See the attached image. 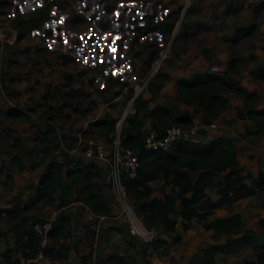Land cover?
<instances>
[{
  "label": "rangeland",
  "instance_id": "374dc122",
  "mask_svg": "<svg viewBox=\"0 0 264 264\" xmlns=\"http://www.w3.org/2000/svg\"><path fill=\"white\" fill-rule=\"evenodd\" d=\"M156 60L159 65L150 72ZM230 60L235 70L228 67ZM263 63L264 0H0V204L8 206L14 195L29 205L24 212L29 221L46 216L53 204L35 198L45 163L57 160L70 167L89 159L98 170L92 180L99 193L103 187L111 212L118 211L106 183V167L82 149L108 144L126 124L135 99L146 102L139 114L155 103L186 109L196 132L187 131L183 137L201 139L214 125L202 127L199 95L219 92L226 97L210 118L216 126L259 101L253 95L243 104L240 95L215 81L199 83L184 96L177 91V80L223 72L255 86L248 71ZM111 117L114 126L109 132L96 122ZM143 124L144 132L151 128L149 117ZM228 135L238 141L243 137L239 131ZM261 135L264 129L253 142ZM160 181L152 182L156 189L151 195L168 192L175 204L176 190L164 182L160 191ZM127 202L154 237V227L140 219L139 201L127 196ZM120 217L123 235L138 250L145 242L135 230L139 235L129 232L127 217ZM11 233L3 214L0 251L10 244L6 235ZM199 245L188 252L181 242L175 246L189 253L191 264ZM156 252L173 262L167 247ZM234 254L236 259L231 257L227 264H240L245 256L241 251Z\"/></svg>",
  "mask_w": 264,
  "mask_h": 264
},
{
  "label": "trees",
  "instance_id": "16d2710c",
  "mask_svg": "<svg viewBox=\"0 0 264 264\" xmlns=\"http://www.w3.org/2000/svg\"><path fill=\"white\" fill-rule=\"evenodd\" d=\"M232 61L228 62V67L235 70ZM248 74L254 78L263 77L264 63L250 69ZM211 81L219 82L240 95L243 104L254 95L237 79L223 72L199 73L190 78L181 77L177 80L176 88L180 94L186 96L195 85L211 83ZM198 97L201 104L202 123H209L210 118L226 101V97L219 92H212L206 98L203 95ZM141 105L146 106V102L140 99L134 100V110L126 117V124L119 131V142L121 146L130 148L137 158L135 174L132 177H122V184L126 195L139 201L140 219L146 226L154 227L157 231L156 235L152 236L147 243L152 249L162 246L164 239L159 233L171 231L175 226L176 219L169 214L173 210L174 195L162 189L166 182L171 186V189L176 190L178 215L181 218L183 229H187L190 219L194 218L203 228H211L213 234H225L224 239L209 241L201 247L195 257L197 264H213L217 253H235L244 248L258 251L259 257L254 261V264H264V244L255 241V232L252 229L240 226L238 213L206 220L207 215L215 207L237 203L242 197L252 194L255 187H264V174L259 171L249 183L244 181L245 175L240 173V167L235 158L234 139L229 135L215 136L206 142L179 137L165 149L144 147L145 132L142 126L146 117H149L151 128L159 132L163 127L175 123L190 125L191 116L186 109L170 108L161 103H155L151 108L139 114ZM245 113L255 125L250 129L245 128L244 134L256 135L263 131L264 107H250L245 110ZM96 122L102 124L108 132L114 126L113 117L108 120L100 119ZM217 172H223L220 179L214 178ZM97 175L96 165L89 159L84 162H76L70 167H64V164L57 160H49L39 175L35 186V198L45 197L46 203H52L54 208H58L71 200L72 196L66 195L65 192L75 188L77 195L72 199H81L87 204L94 217L92 221L96 222L98 215L111 213L110 205L99 193L98 184L92 180V177ZM159 176L163 181L158 189L163 192L158 197L151 195L153 189L150 182ZM63 177L67 183H63ZM206 188H211L217 194L215 200L206 195ZM56 190L59 191V199L54 203L53 193ZM28 206L21 204L14 195L10 198L8 206H0V216L5 215L6 220L10 223V229L14 233L12 246L6 245L0 251V259L3 264L16 262L17 257H12L13 252H20L25 256L34 254L38 249H41L44 254H48L50 251V247H40V234L32 228L33 223L42 221L43 217H33L29 221L24 213ZM68 219L65 214L55 216L50 221L46 237L54 240L56 236L64 233ZM258 225L264 232V215L258 218ZM115 228L123 234L125 233L123 227ZM98 234L102 235V231L98 230ZM123 238L125 244L133 246L128 236L123 235ZM178 239L176 236L173 237V241ZM144 242L146 243V241ZM91 249L92 242H90L87 253L82 256L88 257ZM137 251L143 254V245ZM104 261V264H124L122 256L115 254H110ZM171 264L176 263L172 262Z\"/></svg>",
  "mask_w": 264,
  "mask_h": 264
},
{
  "label": "crops",
  "instance_id": "0c3cea01",
  "mask_svg": "<svg viewBox=\"0 0 264 264\" xmlns=\"http://www.w3.org/2000/svg\"><path fill=\"white\" fill-rule=\"evenodd\" d=\"M230 76L237 79L233 75ZM254 80L257 81L255 86L246 84V81H242V83L239 81V83L247 88V90L252 91L257 101H259L253 108H261L264 107V76L261 78H254ZM227 119V121L220 122L221 124H218L217 126L216 123L213 122L212 125L214 126H211L209 129L206 128L202 138L198 140L206 141L215 136L228 135L230 131H232L233 135L236 134V131L243 134L240 141L237 139L234 140L235 158L239 164L240 173L245 175L244 181L249 183L259 171L264 174V135L256 138L257 142H253V137L255 135L244 134L245 128L250 129L255 125L251 119L247 118L245 111H239L236 114V117L229 114L227 115ZM239 121L241 124L244 123V127L241 126V128H239ZM142 127H144V124ZM222 173L223 172H217L214 178L220 179ZM160 180L162 181V177L159 176L150 183ZM151 187L153 190L156 189L153 183L151 184ZM100 190L105 198L103 187H101ZM205 193L212 200L217 198V194L211 188H206ZM65 194L73 197L77 195V192L75 188H73L71 191H66ZM53 195L55 198L53 202L56 203L59 199V191H55ZM72 197L67 204L58 208H52V210L47 214L53 215L54 217L65 214L69 219L65 225L64 233L56 236L54 240H50L47 237L45 238L42 246L50 247V251L47 254L49 257L48 260H38L32 264H104V259L110 254L122 256L124 264H169L167 256H163L156 252L157 250H161L163 247H167V251L173 254L172 261L176 264H189L188 262L191 260L188 259L189 253L186 254L185 252H180L179 249L181 246L179 248L176 247L175 245L177 243L181 242L186 245L188 248L186 252L190 251V247L201 243V246L199 245L200 248L197 249L198 253L201 247L207 242L220 241L225 238V234L223 233L213 234V230L211 228H203L202 225L197 223L194 218L190 220L189 227L187 229H183L181 218L178 215L179 206L177 202H175L173 210L170 213V216L176 219L174 229L159 233V235L164 239V243L157 249H152L147 242L143 243L144 253L140 254L137 251V248H133L132 246L125 244L123 233L115 228L123 227V221L119 215L113 217L112 219H106L107 217H105L97 228L95 224L96 222L92 221L94 217L88 209L87 204H85L81 199H72ZM0 206L7 205L0 204ZM111 213L115 215L117 214V211ZM231 213H238L240 226L252 229L255 232V241L264 244V232H262L258 225V218L264 215V187H255L252 194L242 197L237 203L215 207L213 211L207 215L206 220H209L212 217L226 216ZM98 230L102 231V235L98 234ZM11 235H6L8 238L7 241L10 243L8 246H12L14 233H11ZM174 236L179 239L176 243L174 242L172 244L171 241ZM90 242H92L90 255L88 257H83L90 247ZM238 251L245 253V256H242L243 258L239 261L241 262L240 264H247L249 261L254 262L259 257L258 251L252 248H244ZM20 255V252L12 253V257H19ZM241 255L244 254L241 253ZM231 257L235 260L236 254L217 253L213 264L231 263V261H229ZM0 264H3L1 259ZM191 264H197L196 259Z\"/></svg>",
  "mask_w": 264,
  "mask_h": 264
},
{
  "label": "built area",
  "instance_id": "2783aa9c",
  "mask_svg": "<svg viewBox=\"0 0 264 264\" xmlns=\"http://www.w3.org/2000/svg\"><path fill=\"white\" fill-rule=\"evenodd\" d=\"M159 63L153 61L149 71L157 68ZM150 71V72H151ZM150 73H146V78ZM212 122L202 124L203 128H206L212 125ZM187 131H195L194 125H181L179 123L171 124L165 126L161 131H156L154 128L148 129L143 137V146L149 149H165L170 145V143L183 135H188ZM196 132V131H195ZM82 154L95 159L98 162H101L106 167L105 179L106 183L109 185L110 190L113 193L115 200L119 205V210L117 214L109 215H98L96 219V227L100 225V222L107 217L106 219H112L117 215L126 216L128 219V230L131 234H137L141 236L143 241H148L153 231L147 229L143 224L133 215L135 221L138 220V228L136 229L134 224H132L129 217V204L127 202V195L124 191L122 184V177H132L135 174V167L137 165V158L135 153L128 147H123L119 142V131L113 134L110 142L108 144H95L93 147L88 146L82 149ZM54 218L53 215H46L43 217L42 221L33 223V230L40 234L39 245L42 247L44 240L46 238V231L50 227V221ZM132 226V228H130ZM135 230L137 233L133 232ZM48 255L44 254L41 249L36 250L32 255H20L17 257V260L14 264H32L38 260H48ZM250 264V261L247 263Z\"/></svg>",
  "mask_w": 264,
  "mask_h": 264
},
{
  "label": "bare ground",
  "instance_id": "6f19581e",
  "mask_svg": "<svg viewBox=\"0 0 264 264\" xmlns=\"http://www.w3.org/2000/svg\"><path fill=\"white\" fill-rule=\"evenodd\" d=\"M138 88V87H137ZM123 120H121V122H122ZM133 212L132 211H130L129 212V217H130V219H131V222H132V224H134V226H135V228L137 229L138 227V220H136L135 221V219H134V217H133Z\"/></svg>",
  "mask_w": 264,
  "mask_h": 264
},
{
  "label": "water",
  "instance_id": "95a60500",
  "mask_svg": "<svg viewBox=\"0 0 264 264\" xmlns=\"http://www.w3.org/2000/svg\"><path fill=\"white\" fill-rule=\"evenodd\" d=\"M250 264H254V262L253 261H250Z\"/></svg>",
  "mask_w": 264,
  "mask_h": 264
}]
</instances>
